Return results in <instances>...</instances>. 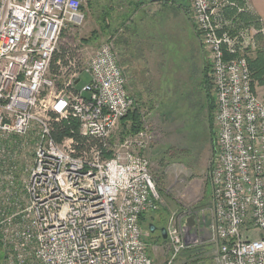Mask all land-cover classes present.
<instances>
[{"label": "built area", "instance_id": "1", "mask_svg": "<svg viewBox=\"0 0 264 264\" xmlns=\"http://www.w3.org/2000/svg\"><path fill=\"white\" fill-rule=\"evenodd\" d=\"M85 1L0 0V264H155L141 225L162 201L143 154L152 132H124L137 103L115 38L53 61ZM189 16L212 69L217 150L210 214L171 215L165 264L205 240L212 264H264V97L248 59L264 19L249 0H191Z\"/></svg>", "mask_w": 264, "mask_h": 264}, {"label": "rangeland", "instance_id": "2", "mask_svg": "<svg viewBox=\"0 0 264 264\" xmlns=\"http://www.w3.org/2000/svg\"><path fill=\"white\" fill-rule=\"evenodd\" d=\"M190 4L191 0H86L84 23L62 31L58 50H69L79 57L78 51L82 47L92 51L106 38H115L120 32V18L124 20L136 16V20L141 18V21L147 20V25H153L152 17L156 23H160L161 19L172 21L177 16L174 7L180 6L184 11ZM133 22L137 25L135 20ZM140 28L135 29L140 32L137 38L156 37L154 31L155 36H151L150 31H143L146 32L143 36V29ZM185 50V69L175 74L171 64L170 72L163 73L160 87L148 89L153 96H150V101L138 100V89H131L145 125L152 132L143 154L151 162L155 184L162 198L159 210L149 213L142 224L155 264H165L169 260V246L167 241L161 240L160 229L166 227L171 215L188 212L210 214L212 186L207 174L216 147L209 124L208 106L201 89L204 65L210 61L205 49H200L192 36H186ZM52 71L56 73L53 68ZM62 81L63 77L58 78L59 85ZM87 81L89 75L83 73L77 87L81 88ZM253 87L259 96L264 97V85L255 81ZM150 224L158 226V229L151 232ZM212 249L211 242L205 240L182 251L174 264H212Z\"/></svg>", "mask_w": 264, "mask_h": 264}, {"label": "crops", "instance_id": "3", "mask_svg": "<svg viewBox=\"0 0 264 264\" xmlns=\"http://www.w3.org/2000/svg\"><path fill=\"white\" fill-rule=\"evenodd\" d=\"M249 2L253 5L256 15L264 19V0H249ZM174 9L177 14L176 19L172 21L161 19L160 23H156L157 21L152 17L153 25H147V20L141 21V18L136 20V16L124 20L120 18V32L115 35L119 64L127 74L129 91L138 89L137 99L143 102L151 100L153 96L148 92V89L160 87L163 81V73L170 72L171 64L175 74L185 69L187 60L185 40L187 35L197 40L200 49L202 47L200 37L185 9L183 11L180 6L174 7ZM134 20L137 25L133 22ZM138 27H141L140 30L143 29V36L147 31H150V35L153 36L155 32L156 37H152V39L137 38V34L140 32L137 33L135 29ZM256 55L257 53L252 55L251 59L255 58Z\"/></svg>", "mask_w": 264, "mask_h": 264}, {"label": "trees", "instance_id": "4", "mask_svg": "<svg viewBox=\"0 0 264 264\" xmlns=\"http://www.w3.org/2000/svg\"><path fill=\"white\" fill-rule=\"evenodd\" d=\"M185 12L187 15H189V7L185 9ZM203 47V45H202ZM69 50H63L62 51H57L54 55V62L58 59L61 58L63 61L66 58L67 53ZM249 66L251 70V74L253 77L254 81H258L260 85H264V49L259 50L257 52V55L255 58L249 60ZM53 70L55 72L58 71L57 65L54 63L53 64ZM211 66L210 63H206L204 65V70H203V78L201 80V89L203 91V97L205 100L206 105L208 106V111H209V124H210V129L213 134V139L215 140V150H217V128L214 123V111L216 108V99L214 97L213 91H212V77H211ZM129 124V126H128ZM145 125L143 115L141 110L138 107H135V109L131 110L123 119V126H124V132L126 134H134L138 132L139 130L143 129ZM75 128L78 129V125L75 123L74 124ZM55 138L58 141H61L64 136L69 135L70 133L68 132L66 128L65 123H61L58 125L57 130L54 133ZM79 138V136H77ZM147 214H143L141 216V225L143 224V221L147 218ZM161 240L166 241V239L163 238V235L161 234Z\"/></svg>", "mask_w": 264, "mask_h": 264}, {"label": "water", "instance_id": "5", "mask_svg": "<svg viewBox=\"0 0 264 264\" xmlns=\"http://www.w3.org/2000/svg\"><path fill=\"white\" fill-rule=\"evenodd\" d=\"M151 1H153V2H158V1H161V0H151ZM195 223H196V221H195V216H194V215L188 217L187 220H186V225H187V227H188L189 229H190L191 227H193V226L195 225ZM157 228H158V227L155 226V225H153V224H150V225H149V230H150L151 232H154ZM160 230H161V233H162V235H163V238H164V239H167V230H166V227H163V228H161Z\"/></svg>", "mask_w": 264, "mask_h": 264}, {"label": "flooded vegetation", "instance_id": "6", "mask_svg": "<svg viewBox=\"0 0 264 264\" xmlns=\"http://www.w3.org/2000/svg\"><path fill=\"white\" fill-rule=\"evenodd\" d=\"M158 227V226H157ZM158 229V228H157Z\"/></svg>", "mask_w": 264, "mask_h": 264}]
</instances>
